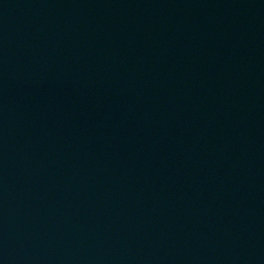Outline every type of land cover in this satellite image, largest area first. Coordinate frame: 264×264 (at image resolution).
Returning a JSON list of instances; mask_svg holds the SVG:
<instances>
[{"label":"water","instance_id":"water-1","mask_svg":"<svg viewBox=\"0 0 264 264\" xmlns=\"http://www.w3.org/2000/svg\"><path fill=\"white\" fill-rule=\"evenodd\" d=\"M0 264H264V0H0Z\"/></svg>","mask_w":264,"mask_h":264}]
</instances>
